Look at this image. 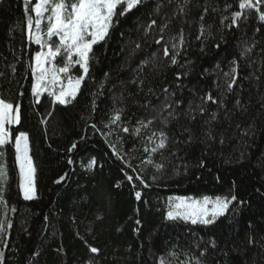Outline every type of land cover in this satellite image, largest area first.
I'll return each instance as SVG.
<instances>
[{
  "label": "trees",
  "instance_id": "1",
  "mask_svg": "<svg viewBox=\"0 0 264 264\" xmlns=\"http://www.w3.org/2000/svg\"><path fill=\"white\" fill-rule=\"evenodd\" d=\"M156 2L145 0L144 6L113 26L107 41L94 46L89 76L76 100L66 106L56 104L53 109L52 98L47 94L40 104L33 106L31 102L30 85L34 81L30 63L39 47L27 40L23 0H0V72L5 74L0 77V96L20 104L21 123L14 131L28 133L29 155L36 167V199L26 201L21 195L15 150L8 146L5 195L16 211L9 212L13 227L6 240L8 246L3 249L5 264H89V261L91 264H158L161 256L171 260L172 251L199 256L205 247L208 250L202 257L204 264H264V61L260 55V48L264 47V23L253 13L239 29L223 31L225 43L220 40V19L237 10L238 0H192L190 21L198 19L201 5L209 4L205 23L212 26L213 38L207 40L201 52V44L195 39L197 24H185V32L191 33L186 52V59L191 61L190 74L176 81L175 74L181 69L165 67L161 74L160 70L149 67L144 72L142 92L130 83L134 77L130 69L136 57L128 56L129 41L140 39V25L147 23ZM227 4L233 5L229 12L224 11ZM211 7L218 11H211ZM171 10L172 6L165 2L158 16L162 18ZM257 27L259 32H255ZM176 30L174 24L171 33ZM249 38L259 42L250 58L255 63L241 60V74L249 77L255 73L259 79L242 80V88L224 99L228 114L223 108L209 105V111L218 112L220 117L211 124L216 139L206 140L207 113L203 117L197 115L195 121L181 115L165 130L171 139L184 141L188 135L184 128H190L192 141L169 143L163 159L160 153L152 154L154 161L165 164L162 172L142 163L149 154L143 151L144 130L143 139L133 130L136 121L146 114L139 104L146 100L152 104L159 102L155 96H145L147 88L150 86L159 94L164 86L182 84L176 99L185 101L182 107L187 112L194 93L202 95L211 90L217 95L216 77L204 70L213 72L217 63L227 70L228 62L233 57L239 58L241 40ZM217 42L221 44L219 49L214 46ZM13 64L15 75L11 71ZM105 73L109 74L107 78ZM79 74L78 66L73 67L71 75ZM237 98L247 111L234 107ZM114 108L124 110L122 121L129 128L128 133L122 132L119 124L109 127ZM49 111L51 117L47 116ZM42 117L48 120L47 124L40 122ZM91 124H96L100 131H95ZM245 129L249 130L247 136L243 135ZM220 138L223 144L219 143ZM73 142H77V147L69 152ZM109 144L115 145L149 187L135 180L131 169L116 158ZM69 158L72 164L68 163ZM93 159L95 164L89 167ZM201 159L205 162L202 168L197 166ZM125 172L134 175L135 188ZM61 176L64 179L56 183ZM229 190L244 203L233 205L213 225H191L164 218L169 197H214ZM135 191L142 193L139 201ZM137 219L141 222L139 226L135 223ZM248 237L255 243L248 244ZM212 239L215 248L208 244ZM89 245L98 248L99 253H91Z\"/></svg>",
  "mask_w": 264,
  "mask_h": 264
},
{
  "label": "snow or ice",
  "instance_id": "2",
  "mask_svg": "<svg viewBox=\"0 0 264 264\" xmlns=\"http://www.w3.org/2000/svg\"><path fill=\"white\" fill-rule=\"evenodd\" d=\"M165 2L168 6H172V10L170 14L164 13L163 17L160 18L158 14L165 6ZM144 4L145 0H35V2L33 0H23L24 31L27 40L29 44L35 43L39 47L30 63L31 76L34 81L30 85L33 106L40 104L41 98L45 94L52 98L53 109L56 104L66 106L75 101L83 81L89 76L90 60L92 59L94 46L106 42L113 26L118 24L122 17L144 6ZM232 7V4H227L224 11L229 12ZM236 8L237 10L230 11L228 15L221 16V41H224L223 31H230L233 28L239 29L242 22L248 20L253 13L261 23H264V0H238ZM192 10V0H157L147 23L140 25L142 29L140 39L129 41L128 56L136 57L135 64L130 69L134 73L130 83L136 85L140 91H144V72L149 67L153 71L160 70L161 74H163L162 69L165 67L181 69L182 71H177L175 74L176 81H182L190 74L189 65L191 61L186 59V52L191 44L188 38L191 33L185 32L184 25H190L193 22L197 24L195 39L201 44V52L204 51L207 40L213 38L212 26L205 23V17L210 11L209 4L205 3L200 6V14L195 21L189 20ZM211 11L215 12L218 9L211 7ZM158 19H160L159 23ZM174 24L177 30L175 33H171ZM259 31L260 28L257 27L255 32ZM123 35L121 33V36ZM224 42L226 43V41ZM258 43L254 38L241 40L239 58L233 57L228 62L227 70H224L219 63L215 64L214 71L211 73L205 69V73L216 77L214 90L217 95L214 96L211 90L205 91L202 95L194 93L192 102L188 103L187 112H184L182 107L185 101L176 99L177 90L182 89V84L164 86L159 94L154 88L150 86L147 88L145 96H155L159 102L152 104L150 100H146L143 104H139V107L145 109L146 114L136 121L133 130L138 138L143 139L146 137L143 151L149 154L148 159L142 161V163L150 164L158 172H162L165 164L154 161L152 154L160 153L163 159V152L168 149L169 143L179 144L192 141V130L190 128H184V132L188 133L184 141L171 139L169 132L165 130L171 121L179 119L181 115L187 116L190 121H195L197 115L203 117L207 113L208 119L205 121L208 125V130L205 133L206 140L216 139L213 136L211 124L213 121H218L220 117L218 112L209 111V105L223 108L225 113L228 114L224 99L234 94L235 89L242 88V80L253 77L259 79L258 76H255V73L250 74L249 77L242 76L240 63L241 60L249 61L250 64L255 63L250 58ZM214 46L219 49L221 44L217 42ZM260 55L262 61H264V47L260 48ZM58 58L61 63H57ZM75 66H78L80 74L73 77L71 73ZM262 66H264V63H262ZM11 71L15 75V64L11 65ZM4 75L3 72H0V77ZM108 75V73H105V78ZM100 87H103L102 83ZM19 94L23 95V92ZM93 95L95 96V94ZM161 96L163 97L162 100ZM196 100L199 103H195ZM234 107L240 111H247L246 106L241 103L239 98L235 100ZM93 108H95V102H93ZM123 111L122 108L113 109L114 114L110 117L109 127L119 124L121 131L128 133L129 128L124 126L122 121ZM51 115L52 112L49 111L47 116L51 117ZM40 122L47 124L48 120L42 117ZM20 123V104H14L0 96V264H5L6 257L3 249L8 246L6 240L9 230L13 227L9 212L16 211L13 206L8 204L5 195L9 176L7 165L8 146H13L15 150V160L19 165L21 174L20 190L23 199L32 200L36 197V167L29 155V136L27 132L14 131ZM236 126L240 128L239 124ZM91 127L95 131H100L96 124H91ZM142 130H144V137H141ZM248 131L245 129L243 135L247 136ZM219 143H224L223 138L219 139ZM76 147L77 142H73L68 151L71 152ZM109 147L112 148L116 158L127 164V167L131 169L135 175V180H138L143 187H149L143 177L136 172V169L125 161L124 156L117 151L115 145L109 144ZM172 155L175 156L176 153L173 152ZM241 156H243V153ZM68 163L72 164L73 161L69 158ZM94 164L95 160L93 159L89 167ZM197 166L205 167L204 160L201 159ZM124 175L135 188L134 175H129L127 172ZM63 179L64 176H61L55 182L60 183ZM216 179L219 181L218 176ZM153 180H156L155 176ZM141 195V191H135L137 201L141 199ZM243 203L244 201L239 200L232 190L224 195L214 197L204 195L199 199L185 196L169 197L164 218L173 222L179 221L191 225L210 226L218 218L226 216L233 205ZM135 223L139 226L141 222L137 219ZM136 231L139 232V227L136 228ZM247 243L254 244L255 240L248 237ZM208 244L213 248L216 247L214 239L209 240ZM196 246L200 247L199 244ZM88 247L93 254H98L100 251L96 247L90 245ZM207 250V247L203 248L199 256L183 251L179 253L172 251L169 253V256L172 257L171 260L161 256L158 259V264H204L202 257L207 253ZM181 256L184 259H180ZM89 264H91V261H89Z\"/></svg>",
  "mask_w": 264,
  "mask_h": 264
},
{
  "label": "rangeland",
  "instance_id": "3",
  "mask_svg": "<svg viewBox=\"0 0 264 264\" xmlns=\"http://www.w3.org/2000/svg\"><path fill=\"white\" fill-rule=\"evenodd\" d=\"M35 44V43H34ZM36 45V44H35ZM59 58H58V60H57V63H61V61H59ZM17 166H18V169H19V165L17 164ZM19 173H20V170H19ZM20 181H21V174H20ZM21 195H22V192H21ZM176 197H179V196H176ZM22 198H23V195H22ZM194 198V197H193ZM34 199H36V197L34 198ZM34 199H32V200H34ZM196 199H199V198H196ZM26 201H30V200H26Z\"/></svg>",
  "mask_w": 264,
  "mask_h": 264
}]
</instances>
